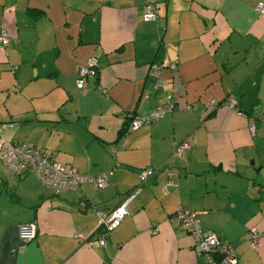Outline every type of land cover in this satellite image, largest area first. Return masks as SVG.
<instances>
[{
	"label": "crops",
	"instance_id": "0c3cea01",
	"mask_svg": "<svg viewBox=\"0 0 264 264\" xmlns=\"http://www.w3.org/2000/svg\"><path fill=\"white\" fill-rule=\"evenodd\" d=\"M145 1L0 0V33L10 37L0 46L1 139L109 183L55 196L0 161V264H207L173 220L179 206L233 247L239 264H264V0H155L154 22L142 20ZM89 57L98 76L79 90L76 72ZM150 65L162 66L161 89ZM167 93L173 112L125 129L128 113L146 116ZM229 99L234 110L222 107ZM184 141L186 155L170 157ZM135 187L105 248L92 245L97 213ZM28 222L36 237L25 242L18 227Z\"/></svg>",
	"mask_w": 264,
	"mask_h": 264
},
{
	"label": "built area",
	"instance_id": "2783aa9c",
	"mask_svg": "<svg viewBox=\"0 0 264 264\" xmlns=\"http://www.w3.org/2000/svg\"><path fill=\"white\" fill-rule=\"evenodd\" d=\"M155 0H146L143 3L144 12L142 20L144 22H154L157 18V11L154 7ZM258 13L264 14V7H258ZM10 41V37L6 31L0 33V46H6ZM161 65H150V74L157 78L154 90L161 89L165 84L159 77ZM172 72L176 71V65L172 64L168 67ZM98 63L95 57H89L84 65L79 67L76 72V87L81 90L88 79H96L98 76ZM101 92H105L102 89ZM147 99V97H145ZM210 109L218 108L214 102L209 103ZM236 102L229 99L222 104V107L228 110H234ZM176 109L172 97L167 93L164 97L163 104L150 110L146 116L136 114L126 115L129 121L128 129L135 131L143 125L158 121L165 117L166 114L173 112ZM185 111L191 110V106L187 105L183 108ZM264 130V117L261 119ZM3 125L0 124V161L10 171L16 175L24 174L25 172H35L40 177L41 181L48 187H53L56 192L70 191L78 184L87 181L89 178L79 175L74 170H67L60 162H56L54 158L45 156L41 147L29 146L25 144L9 143L1 139ZM250 131L254 130V126L250 124ZM189 143L184 141L173 145L171 156L175 159L184 156L189 149ZM151 171L142 173L140 178L145 180L151 175ZM93 179H90L92 181ZM96 185L99 188L107 187V182L103 177L96 180ZM168 186H172L169 182ZM140 189L136 188L130 192L122 203L117 206L107 217L100 216V225L103 226V233L107 234L114 229L120 220L128 214L127 205L139 194ZM175 220L183 227L184 231L192 240L194 253L197 257L205 259L207 264H238L236 260V252L228 245H222L218 236L215 233H205L199 222V218L194 212L185 208H178ZM19 236L25 242L33 241L36 237V225L34 222H28L19 225ZM260 232L254 228L247 231V243L251 250H256L260 247ZM105 237L101 236L94 245L103 248L105 247Z\"/></svg>",
	"mask_w": 264,
	"mask_h": 264
},
{
	"label": "trees",
	"instance_id": "16d2710c",
	"mask_svg": "<svg viewBox=\"0 0 264 264\" xmlns=\"http://www.w3.org/2000/svg\"><path fill=\"white\" fill-rule=\"evenodd\" d=\"M189 106H191V105H189ZM184 110V109H183ZM191 110H192V106H191ZM191 110H189V111H191ZM185 111V110H184ZM187 112V111H186ZM129 114V113H128ZM130 114H135V113H130ZM137 115V114H136ZM126 120H127V118H126ZM128 125H129V121L127 120V126L125 127V129L128 131L129 129H128ZM144 126V125H143ZM141 128V127H140ZM139 128V129H140ZM138 130V129H137ZM131 131V130H130ZM136 131V130H135ZM182 143V142H181ZM178 144V143H177ZM43 150V149H42ZM172 151H173V148H172V150H171V152H170V157H172L171 156V153H172ZM43 153H44V155L45 156H48V157H52V158H54L53 156H51V155H46L45 154V152H44V150H43ZM186 155V154H185ZM184 155V156H185ZM183 157V156H182ZM181 157V158H182ZM173 158V157H172ZM55 159V158H54ZM179 159V158H178ZM55 161H56V159H55ZM56 162H58V161H56ZM62 164V163H61ZM65 166V165H64ZM66 167V169L67 170H74V169H72L71 167H67V166H65ZM10 170V169H9ZM76 173H78L79 175H82V176H86V177H88L89 179L87 180V181H85V182H82V183H80V184H78L76 187H73L72 188V190H70V191H60V192H56L55 191V189L53 188V187H48V186H46L42 181H41V179H40V177L39 176H37V174L35 173V172H25L24 174H21V175H33V176H35V178L38 180V182L40 183V185H42L43 187H45V188H48V189H50L53 193H54V195L55 196H57V195H59V194H61V193H64V192H73V191H75V190H78L79 188H81L83 185H89V186H91V187H93L94 189H96V190H100V191H103V190H106L107 188H108V178H107V174H100V175H96V176H93V175H88V174H83V173H80V172H77L76 170H74ZM148 171H151L152 173H151V175H149L148 177H146L145 178V180L146 179H148L150 176H152V174H153V171L152 170H147V171H142V172H140V174H139V179H140V181L141 182H143L144 180H142L141 178H140V175L142 174V173H146V172H148ZM14 174V173H13ZM14 175H16V174H14ZM99 177H103L105 180H106V182H107V187H103V188H99V187H97V185H96V180H97V178H99ZM90 179H93L92 181H90ZM169 183V182H168ZM168 186V185H167ZM169 187V186H168ZM136 188H139L140 189V187H135V188H133V189H131L124 197H123V199L116 205V207L117 206H119L121 203H122V201L125 199V197L130 193V192H132L133 190H135ZM141 191V190H140ZM139 194H140V192H139ZM138 194V195H139ZM137 195V196H138ZM136 196V197H137ZM135 197V198H136ZM134 198V199H135ZM133 199V200H134ZM132 200V201H133ZM131 201V202H132ZM130 202V203H131ZM129 203V204H130ZM128 204V205H129ZM128 205H127V211H128ZM78 207H79V209H80V211H84V210H86L87 208H88V206H87V204L84 202V201H81V202H79V204H78ZM116 207H114L108 214H102V213H97V216H98V220H99V222H98V233H97V238H96V240L95 241H93V243H92V245H94V243L98 240V238L99 237H105V240H106V243H107V241H108V238H109V235H110V233H112L114 230H116L119 226H120V224H121V222L124 220V218L128 215H126V216H124L121 220H120V222L118 223V225L114 228V229H112L109 233H107V234H105V233H103L102 231H103V226L102 225H100V216H103V217H107L108 215H110V213L116 208ZM181 206H179V207H177V209L175 210V212L173 213V215H172V217H173V220L177 223V224H179L176 220H175V216H176V212H177V210H178V208H180ZM182 208H184V207H182ZM186 209V208H185ZM188 210V209H187ZM190 211V210H189ZM191 212H193V211H191ZM196 215H197V217L199 218V215L196 213V212H194ZM199 220H200V218H199ZM180 225V224H179ZM181 226V225H180ZM182 227V226H181ZM183 228V227H182ZM217 235V234H216ZM218 236V235H217ZM218 239L220 240V242H221V244L222 245H228L229 247H231L229 244H227V243H224V242H222L221 241V238L218 236ZM105 246H106V244H105ZM103 248H105V247H103ZM231 248H233V247H231ZM233 250L236 252V250L233 248ZM236 260H237V262H238V257H237V254H236ZM238 264H239V262H238Z\"/></svg>",
	"mask_w": 264,
	"mask_h": 264
}]
</instances>
